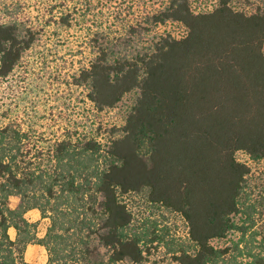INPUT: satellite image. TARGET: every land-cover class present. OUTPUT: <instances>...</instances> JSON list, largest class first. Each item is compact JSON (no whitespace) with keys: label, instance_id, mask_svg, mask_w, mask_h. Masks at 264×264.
Wrapping results in <instances>:
<instances>
[{"label":"trees","instance_id":"trees-1","mask_svg":"<svg viewBox=\"0 0 264 264\" xmlns=\"http://www.w3.org/2000/svg\"><path fill=\"white\" fill-rule=\"evenodd\" d=\"M236 1L195 12L189 0H170L151 18L180 25L181 37L160 36L131 59L111 61L101 49L75 76L100 112L139 91L103 151L93 139L67 137L49 146L45 171L43 149L26 142L28 133L0 126V264H31L24 254L34 243L48 252L46 264H143L149 251L143 236L128 232L133 216L121 200L130 194L185 220L191 247L174 254L177 264L233 262L229 248L212 243L247 233L235 218L251 169L237 154L264 159V9L247 12ZM35 39L32 30L22 36L17 25L0 24V79ZM33 210L51 219L41 239L27 217ZM253 260L264 264V256Z\"/></svg>","mask_w":264,"mask_h":264},{"label":"rangeland","instance_id":"rangeland-1","mask_svg":"<svg viewBox=\"0 0 264 264\" xmlns=\"http://www.w3.org/2000/svg\"><path fill=\"white\" fill-rule=\"evenodd\" d=\"M195 12L211 10L216 0H189ZM237 0L235 5L253 12L264 9V0ZM170 0H0V24H15L21 35L32 30L36 39L16 71L0 79V126L13 125L28 133L29 144L43 149L42 170L48 171V148L65 138L93 139L102 151L120 133L139 91L125 95L113 109L98 111L88 100V90L75 82L101 49L116 58H134L150 52L160 36L181 37L180 25L152 21ZM115 132V133H114ZM114 133V134H113ZM237 159L251 169L242 198V213L235 221L247 233L234 230L223 240H215L217 249H227L230 264H255L253 254L264 256V159L254 161L245 153ZM132 213L130 234L144 237L149 253L143 264H177L173 256L180 247L190 248L189 229L177 213L150 203L142 194L121 196ZM15 207L17 200H12ZM249 213V214H248ZM51 213H48L50 216ZM52 216V215H51ZM37 223L36 236L43 238L51 219L40 211L28 213ZM10 236L16 238V231ZM239 250L243 254L239 255ZM246 244L248 248H246ZM250 251L251 256L248 254ZM49 254L31 244L24 259L31 264H46ZM128 264V263H127ZM222 264V263H221Z\"/></svg>","mask_w":264,"mask_h":264},{"label":"crops","instance_id":"crops-1","mask_svg":"<svg viewBox=\"0 0 264 264\" xmlns=\"http://www.w3.org/2000/svg\"><path fill=\"white\" fill-rule=\"evenodd\" d=\"M27 217H28V214H27ZM11 230H15V229L11 228V229L9 230V233H10Z\"/></svg>","mask_w":264,"mask_h":264}]
</instances>
